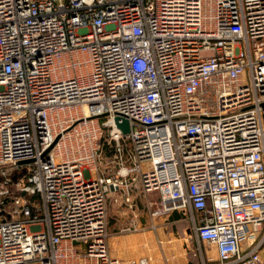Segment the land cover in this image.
<instances>
[{
  "label": "built area",
  "instance_id": "obj_1",
  "mask_svg": "<svg viewBox=\"0 0 264 264\" xmlns=\"http://www.w3.org/2000/svg\"><path fill=\"white\" fill-rule=\"evenodd\" d=\"M7 165L0 264H124L107 212L136 186L200 264H264V0H0Z\"/></svg>",
  "mask_w": 264,
  "mask_h": 264
},
{
  "label": "crops",
  "instance_id": "obj_2",
  "mask_svg": "<svg viewBox=\"0 0 264 264\" xmlns=\"http://www.w3.org/2000/svg\"><path fill=\"white\" fill-rule=\"evenodd\" d=\"M131 193L136 204L135 210L128 209L123 198L117 204L109 202L106 243L111 257L124 264L139 259H144L146 264H200L201 260L217 262L215 245L196 238L188 214L174 210L163 217L151 219L147 210L144 212V202L149 195L146 197L137 186L131 189ZM110 209L117 221L109 212ZM110 219L115 222H110ZM151 221L156 223L155 228L150 227ZM190 239L192 243H189ZM156 242L164 244V250L160 252ZM145 249L149 255H146ZM173 258L176 262L172 261Z\"/></svg>",
  "mask_w": 264,
  "mask_h": 264
},
{
  "label": "water",
  "instance_id": "obj_3",
  "mask_svg": "<svg viewBox=\"0 0 264 264\" xmlns=\"http://www.w3.org/2000/svg\"><path fill=\"white\" fill-rule=\"evenodd\" d=\"M118 125H119V127H121L123 133H128L129 129H128L127 121L124 120L122 123H120V124H118ZM57 139H58V137L55 138L54 142H53V143L51 144V146L46 150V152H47L49 149H51V147L55 144V142L57 141ZM27 162H29V160L20 161V162H18V163H19V164H23V163H27ZM25 173H26V168H25V167L22 168V170H21L20 172H16V171H14V172L12 173V176L14 177V178H13V182H14V183L17 182L18 179H20ZM0 180H1V178H0Z\"/></svg>",
  "mask_w": 264,
  "mask_h": 264
},
{
  "label": "rangeland",
  "instance_id": "obj_4",
  "mask_svg": "<svg viewBox=\"0 0 264 264\" xmlns=\"http://www.w3.org/2000/svg\"><path fill=\"white\" fill-rule=\"evenodd\" d=\"M7 167H9L8 165L7 166H2V167H0V168H7ZM36 201H37V199H36ZM38 202V201H37ZM138 204V203H137ZM146 210H144V212H145ZM110 213H112V216H114L113 214H114V212L112 211V209H110V211H109ZM136 213L138 214V212L136 211ZM115 215H117L116 213H115ZM109 216V215H108ZM114 219L117 221V218H115V216H114ZM115 220H112V219H110V222H112V221H114L115 222ZM189 243H192V241H191V239L189 240ZM156 244H158V247L160 248L159 249V251L161 252V250H164V244H159V243H157L156 242ZM145 251H146V255H149V253L147 252V250L145 249ZM171 252V251H170ZM161 255H162V253H161ZM148 257V256H147ZM149 258V257H148ZM172 261L173 262H176V259L175 258H173L172 259Z\"/></svg>",
  "mask_w": 264,
  "mask_h": 264
},
{
  "label": "trees",
  "instance_id": "obj_5",
  "mask_svg": "<svg viewBox=\"0 0 264 264\" xmlns=\"http://www.w3.org/2000/svg\"><path fill=\"white\" fill-rule=\"evenodd\" d=\"M104 153H105L106 155H111V150L109 149V147L104 148ZM5 208L8 210V209L11 208V206H10L9 204H7V205L5 206ZM4 213H5V212H4Z\"/></svg>",
  "mask_w": 264,
  "mask_h": 264
}]
</instances>
